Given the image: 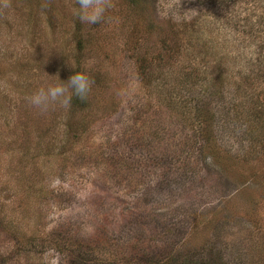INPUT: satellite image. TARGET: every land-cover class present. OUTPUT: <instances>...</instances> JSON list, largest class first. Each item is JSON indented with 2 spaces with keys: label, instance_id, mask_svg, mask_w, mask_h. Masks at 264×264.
<instances>
[{
  "label": "rangeland",
  "instance_id": "374dc122",
  "mask_svg": "<svg viewBox=\"0 0 264 264\" xmlns=\"http://www.w3.org/2000/svg\"><path fill=\"white\" fill-rule=\"evenodd\" d=\"M244 4L111 0L89 25L0 0V264H155L164 241L264 264L263 38L222 27ZM75 72L86 99L31 103Z\"/></svg>",
  "mask_w": 264,
  "mask_h": 264
},
{
  "label": "trees",
  "instance_id": "16d2710c",
  "mask_svg": "<svg viewBox=\"0 0 264 264\" xmlns=\"http://www.w3.org/2000/svg\"><path fill=\"white\" fill-rule=\"evenodd\" d=\"M131 3L135 4L137 2V0H129ZM228 3H234V5H237L238 3H245V6H250V9H253L254 13L248 14L246 17H242L239 19H235V17H230L227 18L223 21L222 23V27L223 28H228V26H236V27H241L236 29L239 32H245L246 36H249L252 38H254V36H256V38L262 37L263 39L260 41V43H252L256 49L258 48V52L264 51V1L262 0H224ZM247 10V7H246ZM235 12V11H234ZM252 17H256L255 22L253 21ZM259 34V35H258ZM240 39V38H237ZM249 63V62H247ZM249 73H251V70L249 71V69H247ZM247 71L244 73L243 78L247 75ZM250 76V74H249ZM248 76V77H249ZM249 81V80H248ZM247 81V82H248ZM246 82V84H244L245 86L248 85V83ZM234 113L236 115L235 112L231 111V108L228 109L227 114H231ZM226 114V115H227ZM244 121V125H248V122L246 120ZM247 134H252L253 133V129L251 128H247L246 130L243 131ZM250 141H252L253 143H255L258 139L253 136L250 137L249 139ZM166 232H170L169 228H167ZM172 245V244H171ZM205 247H202L199 250H195V251H189L187 248V250H181V249H177V247L174 249L172 248L169 244L163 243V245H161V250L158 251V255L156 256V258L158 259V262L155 264H227V260L225 258L218 257L217 255H214L211 251L212 250H207L205 251ZM145 248V251L147 253H144V258L149 259L148 257H152V254L154 255V253L149 249V248ZM177 250H179L180 252H182L184 255L183 256H178L177 258L175 257L174 252ZM193 252V253H192ZM192 253V254H190ZM147 254V257L146 255ZM142 263L140 264H153V263H147L148 261H144L143 259ZM224 262V263H223Z\"/></svg>",
  "mask_w": 264,
  "mask_h": 264
},
{
  "label": "clouds",
  "instance_id": "9594fccd",
  "mask_svg": "<svg viewBox=\"0 0 264 264\" xmlns=\"http://www.w3.org/2000/svg\"><path fill=\"white\" fill-rule=\"evenodd\" d=\"M78 7L74 10V16L81 23L94 25L101 22L108 8L111 7V0H77ZM93 81L84 72H75L65 82L60 79L46 89H40L30 98L31 103L46 109L49 104H58L68 109L71 106L72 97L76 96L81 100L87 98L91 91Z\"/></svg>",
  "mask_w": 264,
  "mask_h": 264
}]
</instances>
